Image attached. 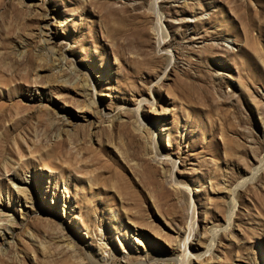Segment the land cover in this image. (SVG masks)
Here are the masks:
<instances>
[{
    "label": "rangeland",
    "instance_id": "374dc122",
    "mask_svg": "<svg viewBox=\"0 0 264 264\" xmlns=\"http://www.w3.org/2000/svg\"><path fill=\"white\" fill-rule=\"evenodd\" d=\"M154 1L0 0V264H264V0Z\"/></svg>",
    "mask_w": 264,
    "mask_h": 264
},
{
    "label": "bare ground",
    "instance_id": "6f19581e",
    "mask_svg": "<svg viewBox=\"0 0 264 264\" xmlns=\"http://www.w3.org/2000/svg\"><path fill=\"white\" fill-rule=\"evenodd\" d=\"M157 1L158 0H155L154 1V3H153V5H152V10L154 11V13L156 14V16L158 17V24H159V26L160 27H162V17L158 14V11H157ZM60 18H56V22L57 23H60ZM55 22V21H54ZM164 32V31H163ZM166 38V37H165ZM166 40V39H165ZM163 41V40H162ZM162 41H160L159 42V47L161 46V43H162ZM161 48V47H160ZM60 55V54H59ZM59 55H57V56H59ZM63 55V54H62ZM63 57H64V55H63ZM56 59V58H55ZM54 59V60H55ZM58 59V58H57ZM57 62V61H56ZM54 63V62H53ZM59 65V64H58ZM66 65V64H65ZM60 66V65H59ZM56 68V67H55ZM61 68V67H60ZM65 82V81H64ZM75 85H77V83L75 84ZM74 85V86H75ZM78 86V85H77ZM88 83L86 82V83H84L83 85H82V87L83 88H88ZM90 86H91V84H90ZM146 102H148L147 101V99H145V98H143V99H141V102L138 104V106H137V108H136V110L134 111V113H135V116H136V124H137V128H139V130H140V132L142 133V132H147V127H146V125H144V123H142V121H140V112H141V109H142V106H143V104H145ZM92 105H93V103H88V105H87V108H91L92 107ZM151 105V104H150ZM152 106V105H151ZM82 108H85V106L84 107H82ZM121 117H119L118 116V119H120ZM162 128L164 129V127L162 126L161 127V129H160V131L162 132ZM138 131V130H137ZM139 132V131H138ZM139 132V133H140ZM149 134V133H148ZM144 135V134H143ZM144 137V136H143ZM155 140V139H154ZM154 140H152V141H154ZM151 141V142H152ZM156 141V140H155ZM155 143V142H154ZM153 152V151H152ZM154 156L155 157H157L158 158V161H157V163H159V165H163L165 162H167V163H169L171 166H172V171L170 172V174H169V178H170V180L173 182V185L175 184V185H178V188H179V185H181V184H179L178 183V181L176 180V178H175V176H174V170H175V168H176V162L175 161H172L171 159L169 160V161H161V154H160V152H154ZM166 158V157H165ZM157 160V159H156ZM263 167V166H262ZM10 181H11V183L14 185V186H16V188H17V190H18V192H21V193H25L26 191H27V188H26V185L24 184H20L19 183V181H18V177H16V176H13L12 178H10L9 179ZM22 183H25V182H23L22 181ZM27 183L29 184L30 183V180L28 179L27 180ZM174 185V186H175ZM28 186V185H27ZM188 191H189V189H188ZM187 191V192H188ZM190 197H191V194H188ZM191 203H192V197H191ZM190 203V204H191ZM192 204H194V203H192ZM193 205H192V209L191 210H193ZM193 214V213H192ZM232 217H233V213H231V215H230V218H229V220H228V222H227V229L229 230L230 228H231V226H232V224H231V219H232ZM194 221V220H193ZM9 223L11 224V220L9 221ZM195 229H196V223H194L193 224V222L190 224V230L192 231L191 232V235H190V240L193 238V236H194V233H195ZM226 229V230H227ZM2 236L5 238L6 237V235H5V233H2ZM211 244H210V246L207 248V254L208 255H210V254H212V250H213V247H214V242L213 241H211L210 242ZM187 246L188 245H186L183 249L185 250V251H187L188 250V248H187ZM180 246H178L176 249H175V251L173 252V253H176V254H178L179 255V250H180ZM183 250V251H184ZM182 251V250H181ZM181 252V257L182 258H180L181 259V262H180V264H191V256L192 255H190V254H188L187 252H185V253H187V254H185L184 252ZM180 257V256H179ZM178 256H176L175 258H179ZM197 259H199V257L197 258ZM179 260V259H178ZM199 260H201V259H199ZM208 261V260H207Z\"/></svg>",
    "mask_w": 264,
    "mask_h": 264
}]
</instances>
